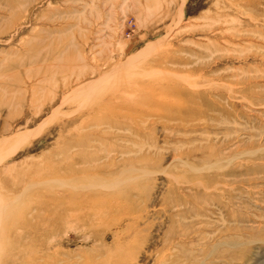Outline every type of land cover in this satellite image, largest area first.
<instances>
[{"label": "rangeland", "instance_id": "obj_1", "mask_svg": "<svg viewBox=\"0 0 264 264\" xmlns=\"http://www.w3.org/2000/svg\"><path fill=\"white\" fill-rule=\"evenodd\" d=\"M0 264H264V0H0Z\"/></svg>", "mask_w": 264, "mask_h": 264}, {"label": "bare ground", "instance_id": "obj_2", "mask_svg": "<svg viewBox=\"0 0 264 264\" xmlns=\"http://www.w3.org/2000/svg\"><path fill=\"white\" fill-rule=\"evenodd\" d=\"M146 51V50H145ZM146 56V55H145ZM206 182V181H205ZM112 187V186H111Z\"/></svg>", "mask_w": 264, "mask_h": 264}]
</instances>
